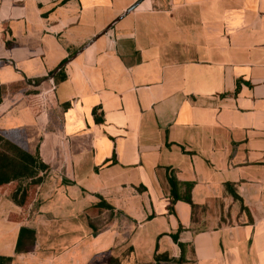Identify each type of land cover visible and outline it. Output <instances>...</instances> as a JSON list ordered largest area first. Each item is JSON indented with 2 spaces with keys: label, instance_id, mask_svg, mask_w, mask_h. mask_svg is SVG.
Returning a JSON list of instances; mask_svg holds the SVG:
<instances>
[{
  "label": "crops",
  "instance_id": "crops-1",
  "mask_svg": "<svg viewBox=\"0 0 264 264\" xmlns=\"http://www.w3.org/2000/svg\"><path fill=\"white\" fill-rule=\"evenodd\" d=\"M135 1L0 0L1 138L47 167L44 214L0 241L33 230L22 264H264V0H142L92 41Z\"/></svg>",
  "mask_w": 264,
  "mask_h": 264
},
{
  "label": "rangeland",
  "instance_id": "rangeland-1",
  "mask_svg": "<svg viewBox=\"0 0 264 264\" xmlns=\"http://www.w3.org/2000/svg\"><path fill=\"white\" fill-rule=\"evenodd\" d=\"M21 83L22 82H20V84ZM18 86L25 87V84L23 82L22 85H18ZM10 87H11L10 85L0 86V115L4 112L3 109H9L13 105V102L15 100L12 97ZM37 91L38 90H36L35 92ZM7 93L8 94L10 93L11 95H8ZM35 105H36L35 111H39L38 114H40L43 108L39 107L38 104ZM40 124L41 123H39L38 120V125ZM43 128L45 127L43 126ZM0 137H1V132H0ZM1 149L2 147H0V151ZM27 168H28V177L24 179H20L19 181L17 180L16 182L14 181L10 182L7 185H5L2 189H0V224L1 225H6L9 222H16L14 221L13 218L15 216L23 217V214L20 211V209H22L24 212H29L30 214L28 218H26L25 220L23 219V222L26 225H28V227L36 225V222L38 221L36 219L37 217H39L38 215L44 214V212L39 211V207H41L42 205H40L38 200L31 207V201H33L36 197L38 198L37 194H39L40 192L39 187L41 186V183L44 179L43 178L44 171L38 169L36 170L33 169L32 167H27ZM15 189L17 191L16 193L14 191ZM24 191L26 194L25 193L23 194ZM16 211H18L20 214L17 215ZM5 219L6 221H4ZM8 237L5 238L7 241L4 242L0 241V244H6L5 250L0 251L1 256L8 257L5 264H22L23 262L27 261V259H29L28 257L30 256H32L30 259L33 260L35 256V254L33 253L34 250L33 247L26 248L25 253L21 254L16 250H13L12 247L8 245L11 240L8 239Z\"/></svg>",
  "mask_w": 264,
  "mask_h": 264
},
{
  "label": "trees",
  "instance_id": "trees-1",
  "mask_svg": "<svg viewBox=\"0 0 264 264\" xmlns=\"http://www.w3.org/2000/svg\"><path fill=\"white\" fill-rule=\"evenodd\" d=\"M62 61L61 63H63ZM60 63V64H61ZM51 73V72H50ZM59 72L53 77V81H58ZM0 189L12 181L20 180L28 177V168H37L44 170L46 165L38 160V157H33L29 153L25 152L20 147L11 143L8 140H2L0 137ZM171 185V195L173 199H181L176 193L177 182L174 178H169ZM17 192L16 189L14 190ZM25 191L23 192V194ZM26 194V193H25ZM235 197V196H234ZM189 202V199H186ZM34 242V232L31 229L22 227L19 229L18 236L15 243V250L22 252L27 245H32ZM8 257L0 255V264H5ZM111 264H119L118 261L114 260Z\"/></svg>",
  "mask_w": 264,
  "mask_h": 264
},
{
  "label": "water",
  "instance_id": "water-1",
  "mask_svg": "<svg viewBox=\"0 0 264 264\" xmlns=\"http://www.w3.org/2000/svg\"><path fill=\"white\" fill-rule=\"evenodd\" d=\"M142 0H136L133 4H131L121 15H119L118 17H116L105 29H103L100 33H98L96 36L93 37L92 41H94L95 39H97L99 36H101L102 34H104L105 32H107L112 26L113 24H115L116 22H118L120 19H122L125 15H127L129 12H131ZM92 41H90L87 45H85L84 47H82L79 51H77L72 57H70L69 59H67L66 61H64L63 63H61L58 67H56L47 77L46 79L48 81H51L52 78L54 77V75L60 70V68H62L64 65H66L67 63H69L77 54H79L86 46H88ZM12 63V62H11ZM26 84L28 83L27 80H23Z\"/></svg>",
  "mask_w": 264,
  "mask_h": 264
}]
</instances>
